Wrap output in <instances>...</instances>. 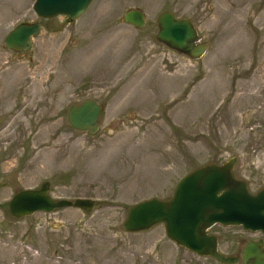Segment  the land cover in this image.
I'll use <instances>...</instances> for the list:
<instances>
[{"label": "rangeland", "instance_id": "374dc122", "mask_svg": "<svg viewBox=\"0 0 264 264\" xmlns=\"http://www.w3.org/2000/svg\"><path fill=\"white\" fill-rule=\"evenodd\" d=\"M33 1L0 0V264H220L176 245L162 223L138 233L122 223L129 206L171 197L209 162L236 157V177L264 189V0H94L71 20L40 17ZM131 8L143 27L123 20ZM162 11L195 23L202 58L155 39ZM19 22L40 24L25 51L4 43ZM85 99L102 107L94 134L68 121ZM45 181L52 198L95 207L10 214L16 192ZM210 232L226 255L264 239L236 225Z\"/></svg>", "mask_w": 264, "mask_h": 264}, {"label": "water", "instance_id": "95a60500", "mask_svg": "<svg viewBox=\"0 0 264 264\" xmlns=\"http://www.w3.org/2000/svg\"><path fill=\"white\" fill-rule=\"evenodd\" d=\"M93 0H35L33 9L43 18L63 15L75 19L84 14ZM123 20L137 28L145 25L146 16L137 8L128 9ZM155 39L166 47L189 57L202 58L208 44L202 40L193 22L177 17L171 11H162L156 19ZM38 22H20L6 35L5 45L14 51L27 50L39 33ZM101 111L93 99L73 104L68 110V121L78 130L94 134ZM236 157L217 164L209 162L185 174L176 184L173 195L166 199H143L127 209L122 223L125 232L138 233L157 224L164 225L166 236L175 244L210 257L221 264H237L238 255H226L218 249V238L210 233L214 225H237L244 230L260 231L264 236V189L251 193L247 182L233 173ZM50 183L45 181L38 189L16 192L8 202L10 214L17 218L36 212H50L55 208L75 207L90 211L95 201L90 198L54 199L49 194ZM242 264H264V240H249L241 254Z\"/></svg>", "mask_w": 264, "mask_h": 264}, {"label": "flooded vegetation", "instance_id": "af4514ba", "mask_svg": "<svg viewBox=\"0 0 264 264\" xmlns=\"http://www.w3.org/2000/svg\"><path fill=\"white\" fill-rule=\"evenodd\" d=\"M171 12H173V11H171ZM175 12V11H174ZM173 12V13H174ZM175 14V16H181V15H178L176 12L174 13ZM187 18V17H186ZM191 20V19H190ZM192 21V20H191ZM193 22V21H192ZM194 23V22H193ZM194 25H195V23H194ZM196 26V25H195Z\"/></svg>", "mask_w": 264, "mask_h": 264}]
</instances>
